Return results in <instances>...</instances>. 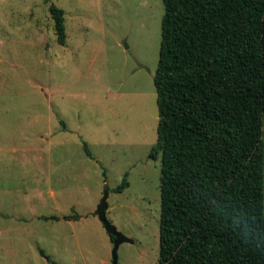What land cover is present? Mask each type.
Masks as SVG:
<instances>
[{
  "label": "rangeland",
  "instance_id": "rangeland-1",
  "mask_svg": "<svg viewBox=\"0 0 264 264\" xmlns=\"http://www.w3.org/2000/svg\"><path fill=\"white\" fill-rule=\"evenodd\" d=\"M164 13V0H0V264H112L106 188L107 218L132 240L119 264H160L162 159L149 155Z\"/></svg>",
  "mask_w": 264,
  "mask_h": 264
},
{
  "label": "trees",
  "instance_id": "trees-1",
  "mask_svg": "<svg viewBox=\"0 0 264 264\" xmlns=\"http://www.w3.org/2000/svg\"><path fill=\"white\" fill-rule=\"evenodd\" d=\"M164 5L149 155L162 159L159 263L264 264V0ZM49 12L65 45V11ZM128 187L126 174L115 191Z\"/></svg>",
  "mask_w": 264,
  "mask_h": 264
},
{
  "label": "water",
  "instance_id": "water-1",
  "mask_svg": "<svg viewBox=\"0 0 264 264\" xmlns=\"http://www.w3.org/2000/svg\"><path fill=\"white\" fill-rule=\"evenodd\" d=\"M108 198H109V191L106 188L104 190V195L103 198L98 205L96 215L102 222V224L105 227V230L109 235L114 237L113 243H114V248L112 251V264H119V257H118V250L121 246L122 243L124 242H132V240L128 237H126L124 234L119 232L117 228L108 220L107 218V210H108Z\"/></svg>",
  "mask_w": 264,
  "mask_h": 264
},
{
  "label": "crops",
  "instance_id": "crops-1",
  "mask_svg": "<svg viewBox=\"0 0 264 264\" xmlns=\"http://www.w3.org/2000/svg\"><path fill=\"white\" fill-rule=\"evenodd\" d=\"M69 221V220H68Z\"/></svg>",
  "mask_w": 264,
  "mask_h": 264
}]
</instances>
